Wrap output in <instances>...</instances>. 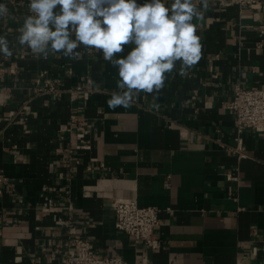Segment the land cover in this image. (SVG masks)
Returning <instances> with one entry per match:
<instances>
[{
	"label": "crops",
	"instance_id": "crops-1",
	"mask_svg": "<svg viewBox=\"0 0 264 264\" xmlns=\"http://www.w3.org/2000/svg\"><path fill=\"white\" fill-rule=\"evenodd\" d=\"M22 1L0 0L13 53L0 54V264H59L71 216L94 253L134 264H264V132L245 129L238 158L225 107L235 84L264 87V10L193 0L197 64L181 75L177 62L162 89L110 107L118 69L83 45L76 59L21 46ZM119 197L159 209L158 250L116 231Z\"/></svg>",
	"mask_w": 264,
	"mask_h": 264
},
{
	"label": "clouds",
	"instance_id": "clouds-1",
	"mask_svg": "<svg viewBox=\"0 0 264 264\" xmlns=\"http://www.w3.org/2000/svg\"><path fill=\"white\" fill-rule=\"evenodd\" d=\"M206 10L208 0H200ZM29 15L18 29L17 41L36 56L50 53L76 59L85 46L99 50L118 69L117 89L110 107L131 103L138 91L153 93L164 87L166 74L177 62L180 74L201 58L200 38L192 20L202 17L193 0H29ZM0 4V18L8 16ZM73 35L75 39H73ZM125 45H133L125 56ZM0 54L10 58L9 41L0 35Z\"/></svg>",
	"mask_w": 264,
	"mask_h": 264
},
{
	"label": "built area",
	"instance_id": "built-area-1",
	"mask_svg": "<svg viewBox=\"0 0 264 264\" xmlns=\"http://www.w3.org/2000/svg\"><path fill=\"white\" fill-rule=\"evenodd\" d=\"M13 2V1H11ZM29 13V0L22 1ZM219 11H226L236 6L242 10L262 11L264 2L261 0H216ZM42 74L37 79V91H44L47 83L41 85ZM49 90H54L51 84ZM73 97L81 91V87L70 90ZM226 109L233 115V127L235 132V146L230 147L231 152L242 159L248 156L242 143V134L245 129H252L256 133L264 132V87H244L235 84L232 95L225 103ZM79 130L81 127H77ZM71 152V151H70ZM0 180H3L0 178ZM44 209L50 207L43 205ZM114 214V227L118 233L132 238L153 250L161 247L160 239L154 233L159 224V209L155 206H140L134 198H115L111 204ZM71 216L64 222L67 230V240L52 250L51 256L59 260V264H134L128 262L119 254H96L91 244L77 231L75 221Z\"/></svg>",
	"mask_w": 264,
	"mask_h": 264
}]
</instances>
